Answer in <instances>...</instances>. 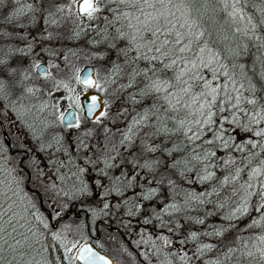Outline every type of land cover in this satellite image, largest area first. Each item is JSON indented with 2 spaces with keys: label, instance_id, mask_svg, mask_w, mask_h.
Masks as SVG:
<instances>
[{
  "label": "snow or ice",
  "instance_id": "6c2138e0",
  "mask_svg": "<svg viewBox=\"0 0 264 264\" xmlns=\"http://www.w3.org/2000/svg\"><path fill=\"white\" fill-rule=\"evenodd\" d=\"M15 2L18 3L19 0ZM79 2L80 0H73V4ZM212 2L213 0H83L79 11L90 20L100 19L98 14L104 11L101 7L104 5L112 14L110 21L107 16L103 17L104 21L108 25H120L111 39L127 42L126 47L119 49L127 71L125 72L120 64L114 63L110 75L104 78L105 83L116 84L113 77L118 78L124 73L127 82L120 83L117 91L127 92L128 98L134 103H139L137 95L155 96L163 101L159 106L153 103L152 108H145L143 115L138 119L133 118V125L147 126L146 122L150 116H154L159 122L158 125H152L156 133H167L173 131L166 124V121L171 119L176 123L175 131L183 132L189 142H194L201 140L205 127L211 131L212 126L218 124L220 131L215 133V138L222 141L225 148L234 145L238 152L244 153L247 150L243 164L244 168L248 169V180L240 185L243 191L239 204L226 219H238L237 213L240 216L246 215L250 207L249 199L255 196L259 200L256 211H261V216L259 220L253 219L246 227L260 228L264 227V158L257 160V157L264 154V127L253 128L252 125H264V0L251 3L255 16L246 11L249 0H217L222 5L219 10L225 13L223 23L216 19L217 9L209 7ZM2 3L4 0H0V4ZM27 7L31 10L32 6ZM71 7L72 5H68L70 10ZM63 10V7L57 8V11ZM8 19L11 21L12 15ZM52 22L55 23L54 20ZM224 25H228L227 29ZM105 37L107 38L106 31ZM250 46L255 51L251 52L252 60L249 65L243 58L250 55ZM111 47L116 48V44ZM130 51L134 54L129 55ZM139 61H146L149 66L140 68ZM3 63L5 61L0 60V64ZM157 64L160 65L159 68L156 67ZM34 67L41 69L38 63ZM167 70L172 71V77L161 79L160 73ZM11 71L15 72L16 69ZM85 71L86 76L81 78L80 70H76V83L84 85L85 89L105 90L98 80L92 79L94 70ZM41 74L46 79H54L46 69H41ZM138 77L141 78L139 84ZM53 87L57 90L63 88L70 93L75 91L63 80L54 83ZM133 88H137V91L128 92ZM26 91L34 94L38 89L28 87ZM6 97L4 81L0 80V99ZM68 99L79 100V97L69 96ZM98 99L97 96L90 97L88 113L97 108ZM43 107L47 105L42 106L41 110ZM182 111L185 116L179 120L175 115H165L168 112L179 114ZM106 115L105 111H101L96 117L97 121ZM58 119L66 127H80L78 115L70 110L67 115L59 112ZM221 121L230 122L251 135L241 143H235L232 137L224 138ZM131 131L129 128V132ZM189 133L191 135H188ZM125 139L130 140L131 136L125 135ZM203 143L211 144L213 140L208 139ZM145 147L148 151H156L155 147ZM252 149L258 151L253 152ZM215 155L214 152H205L203 156L198 153L193 156L194 160L201 163L205 173L197 176L198 180L207 181L213 178L214 173L209 171V165L204 161ZM175 163L178 165L186 161L178 160ZM224 164L236 165V160L229 157ZM244 168L237 165L231 180L225 176L222 183L238 180ZM254 181L256 183H253ZM250 189L252 191H249ZM15 195L16 192L11 186L0 181V264H51L36 247L39 244L37 232L22 211L18 210ZM197 222L204 223L203 220ZM44 226L47 227V224ZM231 227L234 225L230 223L229 228ZM227 230L214 228L212 232H206L204 235L223 237ZM54 235L59 239L58 233ZM189 238L196 240L198 234L193 232ZM239 240L235 247L227 246L215 259L207 261V264H264V234L250 235ZM249 240L255 242L249 246ZM165 243H168L166 239ZM72 247L75 248L76 245L73 244ZM216 247L217 245L212 243H202L196 251L204 255ZM5 251L9 253L10 259L5 258ZM78 252L76 259L84 260L86 264H113L111 259L96 252L88 244L81 245ZM188 259L186 252L179 256V260L185 264Z\"/></svg>",
  "mask_w": 264,
  "mask_h": 264
},
{
  "label": "rangeland",
  "instance_id": "374dc122",
  "mask_svg": "<svg viewBox=\"0 0 264 264\" xmlns=\"http://www.w3.org/2000/svg\"><path fill=\"white\" fill-rule=\"evenodd\" d=\"M25 2L21 5L19 2H15V0H4V3L0 4V26L6 24L9 27L13 26L16 28L17 22L20 21L25 25V30H27L17 40L13 39L12 34L9 36V41L13 42L16 48L12 47L14 45L11 42H7L4 38L0 37L2 39H0V60L5 61V63L0 64V80L4 81L5 92L7 93L6 98L0 99V116L6 124L7 131L12 139L11 141L23 145L21 148L27 150V158L35 165H38L34 169L35 173L30 181L31 186L37 189L38 187H42L44 203L56 215L63 214L70 204L74 206V204L68 202L69 200H77L78 198L77 205L86 212L85 218L89 216L90 222L95 218H101L111 224L116 222L113 225L118 228V225H122L123 229H119L124 233V236L126 235V239L132 240L135 244L133 247H137L136 249L142 248L145 245L146 255L150 259L155 260L154 256L157 252H152L146 241H149L148 237L152 239L156 235L159 237L157 231L162 224L167 223L169 226L167 227L168 230L170 227L183 229L184 231L182 232L186 236V239L191 240L189 238L190 234L196 232L201 225L194 227V225L189 224L188 213L185 210V201L184 203L182 202V196H180L181 199L179 201L181 202L178 205L171 204V198L165 189V184H160L157 179L151 178L150 172H147L151 166L147 164L146 160L137 165L140 172H136L134 169H126V171L135 173L138 180L145 181L149 189L146 188L144 192L154 190L148 196L144 194L143 200L139 201L138 205H141V213L137 217H134V222L132 217H128L126 208L120 204V196L109 186V175L112 172L120 174L121 170L118 168L124 167L122 160L129 153L130 155L133 153L132 150H127V142L129 140L125 139V135L131 134L136 127L132 121L133 118L138 119L136 109H141L137 104L135 105L128 99L127 92L116 90L120 83L127 82L124 73H121L118 78L113 77L116 79V84L107 85L105 83L104 78L110 75L114 63L120 64L125 72L127 71V66L123 62L124 57L119 52L120 48L127 46V42L111 39L115 35V29L120 26L119 23L113 25L114 32H108L107 38H104L101 34L99 36L101 41L93 39V42H89L87 34L88 36L93 32L98 34L100 30L96 27L97 23L101 25L104 21V16H107L109 20L112 19V14L107 11L104 5H101L104 11L98 14L100 19L93 21L88 19L85 14H78L77 3L73 4V0H25ZM28 5L32 6L31 10L28 9ZM68 5H72L71 10L68 8ZM59 7H63L64 10L57 11ZM21 9L23 11H20ZM72 14L77 16L81 21L80 23L83 26V29H81L83 32H80L81 36L76 35L79 32L74 30V28L77 29L79 21L74 20V27H72L70 22ZM10 15H12L11 21L8 19ZM53 20L55 23L52 22ZM70 28L73 31L72 35L77 36L74 40L68 36L70 35ZM86 31L87 33H85ZM0 35H3V33L0 32ZM112 44H116V48H112ZM20 49H23V51H20ZM41 61L46 63V70L52 77L58 74L60 67H70L74 71L80 70L84 64H92L96 80L105 89L103 91L97 90L104 97L105 106L103 111L107 115L101 117L99 121L95 119L92 123L87 122L84 120L85 116L78 104L79 107H75L80 123V127L78 128L66 127L59 122V119L58 122L52 119L51 113H46L44 116L40 114V118L37 119H29L27 116H24L22 113H25V109L19 107H25L28 104V100L19 103L18 101H13L11 98L14 92H19L17 88H19L20 75L24 73L18 71L17 67L21 66L23 69L32 70L38 74L34 65ZM11 69H16V71L12 72ZM38 75L40 76V81H44L46 85H54L57 82L55 78L46 79L42 74ZM37 85L34 82L30 83L24 91L28 87H38ZM83 90L84 87L81 85L75 91L77 94H74V92L65 93L63 91L52 93L55 99L58 98L59 112H62L66 106L73 105L69 103V96L79 97ZM36 108L37 104H34L32 106L34 112H36ZM129 128L132 129L131 132H129ZM233 128L236 130L237 126L233 124ZM90 130L95 132V135L91 138V143L87 148L77 151L75 149L76 142L80 141L79 138L85 137ZM235 133L238 137L242 134L251 135V133L241 130H236ZM253 138L256 139V137ZM1 142L0 133V145ZM60 142H64L66 147L77 152L75 159L77 166L75 168L61 165L63 158L59 155L63 153V150L59 154L54 153L57 143ZM107 149H110V154L115 155L117 164L110 165L107 160V152H105ZM5 160L6 167L12 171L14 166L11 158L5 156ZM113 168L115 170H112ZM139 173H142V177ZM24 180L20 179L22 183H24ZM156 184L158 187L155 186ZM128 193V190H125L124 195ZM173 205L175 207H172ZM180 211L183 212L182 217L179 213ZM78 217L74 216L71 220H66L58 225L59 232L57 233L67 239L66 250L68 252H71L74 256L78 245L83 240H90L97 247H102L103 249L100 248L101 250L111 255L114 264H129L128 255L130 251L122 245L115 232L104 230L101 227L98 230L91 227L89 230L87 227L88 223L87 225L83 224L85 222L83 217ZM190 220L194 223L192 219ZM178 221H181V225L183 226L178 225ZM137 226H143L144 229L148 230L147 233L154 232L147 236L137 235L135 233ZM97 231L99 236L95 238L94 235ZM177 233H179V230ZM260 234H264V231L262 230ZM88 236L90 237L89 239ZM211 242L212 240L210 239ZM254 242L252 240L248 241L249 246ZM171 243L172 246L175 245L176 249L173 251L174 257L172 256L171 258L173 264H185L184 261L179 260V256L186 252V250H189L186 253L192 259V263L188 260L187 264H207V261L212 260L206 253L198 258L199 253H197L196 249L200 244L205 243L203 238L194 244L196 246L186 243L184 246L186 248L183 250L182 248L180 249L176 239ZM73 244L76 245L75 248L72 247ZM170 263L164 259L161 264ZM71 264H77L76 260L74 259Z\"/></svg>",
  "mask_w": 264,
  "mask_h": 264
},
{
  "label": "trees",
  "instance_id": "16d2710c",
  "mask_svg": "<svg viewBox=\"0 0 264 264\" xmlns=\"http://www.w3.org/2000/svg\"><path fill=\"white\" fill-rule=\"evenodd\" d=\"M253 2H258V0H249V6L246 8V11L251 12L255 16V10L251 8V3ZM19 3L22 5L26 2L25 0H20ZM109 7H113V5H109ZM209 7L217 9L216 19L220 23H223L225 19V13L219 10L220 8H222V5L219 4L217 0H213ZM71 17L72 20H70V22L72 24V27H74V20L79 21L77 29L74 28V30L78 31L79 33L81 31L83 32V30H81L83 29V26L81 25V21L78 19V17L74 14H72ZM96 27L100 29L98 31V34H95V32L91 33L90 36H88L87 34V40H89V42H93V39L101 41V39H99V36H101L102 34L105 38V31L107 32V35L110 31L114 32V26L108 25L105 21H103L101 25L97 23ZM224 27L227 29L228 25H224ZM69 31L70 35L68 36L72 40L76 39L75 37L77 36L72 35L73 31L71 30V28ZM85 33H87V31ZM81 35L82 34L80 33L78 36ZM254 51L255 49H251L250 46V55L248 57L243 58L244 61L249 65L251 64L252 60L251 52ZM133 54V52H129V55ZM146 66H149L146 61L138 62V67L144 68ZM156 67L159 68L160 65L157 64ZM17 68L18 71H22L25 74L22 73L20 75V83L18 82L19 88H17L19 92H14L11 98L13 101H18L19 103H23L28 100L27 105L23 104L25 105V107H19L25 109V113L22 114L24 116H27L29 119H37L40 118V114L44 116L46 113H51L52 119L57 120L58 122L59 101L58 98H54L52 93H54L55 91H63L65 93L69 92L63 88L57 90L53 87V84H44V81H40V76L32 70L23 69L21 66H18ZM75 75L76 70L73 71L70 67H60V69L58 70V74L54 75V78L55 81L57 80V82L63 80L76 91L77 87L81 85L79 83H76L74 79ZM172 75L173 73L171 70H167L165 72L160 73L161 79H170ZM140 80L141 78L138 77V84ZM33 82L35 85L39 84L37 85L38 87H32L34 89H38V91H36L34 94H28L27 91H24V89L26 88V86L30 85V83ZM75 91L74 94H77V92L75 93ZM136 91L137 88H133L130 89L129 92ZM258 95L260 94L258 93ZM136 99L137 101H139V103H134L130 99L129 100L135 105L137 104L141 108L136 109V114L138 118L140 115L144 114L145 108H152L153 103H155L157 106L163 104V101L156 99L155 96L141 97L140 95H137ZM69 103L73 104L75 107L79 104L78 100L76 99H70ZM34 104H37L36 112H34L32 109V106ZM44 105H47V107H43V110H41L42 106ZM53 105H55L56 107H53ZM160 111L161 113H163V108H161ZM165 115H175L176 119L179 120L184 118L185 112L182 111L179 114L168 112ZM150 118L151 119H148V121L146 122L147 126L145 124L136 125L132 133L129 134L131 136V139L127 142V150H132L133 153L131 155L129 153L127 157L122 160L124 167L118 168L121 170L120 174H115L112 172L109 175V186L115 191V193L117 192L118 196H120V204L126 208L128 217H132L134 222V217H137L141 213V205H138L139 201L143 200L142 197L144 194L145 196H148V194L150 195V192L152 191L148 190V192H144L147 188L145 181L138 180L136 178L135 173H133L132 171H126V169H134L136 170V172H138L139 169L137 165L143 160H146L147 164H150L151 166V168H148L149 170L147 169L148 171H146L150 172L152 176L151 178L157 179L160 184H165V189L171 198V204L178 205V203L181 202L179 201V199H181L180 196H182V202L184 203L185 201L184 206L186 208L185 210L188 213L187 217L189 218V224L194 225V227L201 225V227L195 232L198 234V238L196 240H188L182 232L184 231L183 229L170 227V229L168 230L167 227L169 226L167 225V223L160 225V229L157 231L159 237H157V235L153 239L151 237H148L149 241H146L151 251L154 253L157 252L154 256L155 260L150 259V257L146 255L147 253L145 252V245H143L142 248L140 247L137 249L139 250V254L147 260L148 264H161L164 259L168 262H171L170 264H173L171 258L174 255L173 251H175L176 249L175 245L172 246L171 242L174 239H176L177 244L180 246V249L182 248V250L186 248L184 247L186 243H190L192 246L195 243L201 241V238L204 239L205 243H210L211 239V243L217 245V247L214 248L212 251H207L205 253L208 254V256H210L212 259H215L218 255H220L221 251L226 249L227 246L235 247L236 244L240 242L239 238H247L250 235H259L263 227L251 229L246 227L248 224L251 223L253 219H260L261 211H256V207L259 206L258 197H250V207L246 215L240 216L239 213H237V216L239 217L238 219L233 218L231 221L226 219V217H228L234 211L233 209L236 208L239 204V197L241 192L243 191L242 189H240V185L248 180V169L244 168L243 164L244 157L247 155V150L244 153L238 152L235 149L234 145L225 148L222 141L217 140L215 138V133L220 131L218 124H214L211 128V131H209V129L205 127L204 135L201 137V140L189 142L183 132L175 131L176 123L174 120L169 119L166 121L167 127L169 129H173L172 132L156 133L155 128L152 127V125H158L159 122L154 116H151ZM95 119L96 118H84L85 121L90 123L94 122ZM220 123L223 124L224 138L232 137L235 143L245 142L250 136H248L247 134H242L238 137L235 133L236 130H241L246 133L247 131L240 127H237V129L235 130L233 128V124L230 122L221 121ZM242 123H246V121H242ZM252 127L259 128L264 127V125H252ZM85 132H87V130H85ZM85 132L83 133L85 134ZM93 135H95V132H92V130H90V132H88L85 137L79 138L80 141L76 142L77 144L75 149L77 151H80L87 148L91 143V138ZM188 135H191V133H189ZM208 139H212L213 143H203V141H206ZM146 145L155 147L156 151H148L145 147ZM12 146L21 148L23 145L16 144L12 141ZM61 150H63V153H61ZM252 151H258V149H252ZM105 152H107V160L110 165L112 166L117 164L115 161L116 157H114L115 155L109 153L110 149H107ZM205 152L216 153L215 156L210 157L208 160L204 161L205 164L209 165V171L213 172L214 176L211 180L202 181L198 180L197 176H202L205 174L203 171V167L200 162L193 159V156L197 153L203 156ZM22 153L23 152H21L20 150H17L13 153L8 152L6 150H0V181H3L5 185H9L15 190L16 195L14 199L16 201V204L19 206L18 210L22 211V214L27 217V220L30 222V225L37 232L39 244H37L36 247L38 248V250L44 255V257H46L47 260L51 262V264H71L72 261H74V256L71 252H68L66 250V245L68 243L67 239L60 235L59 239H57L54 233L59 232L58 225L60 223L66 220H71L72 218H74V216H78L74 215V212H71L66 218L58 221L56 227L51 226V221L48 219L44 211L41 210V208L39 207L36 194L26 189L24 183L20 181V179L24 180L27 176L26 171L21 166V162L29 169L31 173L30 181L32 179L33 174L35 173L34 169L36 168V166H38L31 162L27 157L20 161V156ZM54 153H61V155L59 156L63 158V162L61 164L62 166H66L69 168H75L77 166L75 160L77 152H74L68 147H66V144L64 142L57 143L56 150H54ZM5 156L11 158L13 162L14 169L12 171H10V169L6 167ZM229 157L235 158L236 165L224 164V161L228 160ZM261 158H264V154H262V157H257V160ZM178 160L186 161V163L176 165L175 162ZM253 163L255 164L256 161H254ZM237 165H239L241 168H244V170L240 173L238 180L227 184L222 183L225 176H228L231 180V177L235 175L234 169ZM112 170H115V168H113ZM139 174L142 177V173ZM155 186H157V184ZM258 189L259 184L257 183L256 190ZM38 190H40L43 195L42 187H38ZM125 190H128L129 192L126 195H124ZM249 191H252V189H250ZM192 197H198V199H192ZM201 200L203 201L202 203L200 202ZM75 201L77 203L78 198ZM68 202L74 204V199H71ZM179 213L182 217L183 212L180 211ZM57 216L59 215H56L52 212V219ZM37 217H39L40 219H37ZM80 217H83V220L85 221L83 222V224L87 225L88 223L87 227L89 228V230L91 229V227H93L92 229H94V224L97 220L96 218L93 219V221L91 220L90 222L89 216L85 218V214H81ZM190 219H192L194 223H192ZM199 220H203L204 223H198L197 221ZM230 223L234 225V227L229 228ZM45 224H47V227L44 226ZM178 225H181V221H178ZM118 226L119 228L123 229L122 225ZM98 227L99 229L101 227L104 230L115 232L122 245L130 251V254L128 255L129 264H138V257L133 248L131 247L133 245L135 246L132 240L130 241L129 245L126 243L125 239L120 235L119 231L115 229H106L100 224ZM194 227L192 226V228ZM214 228H225L228 230L225 232L223 237H216L215 235H204V233L206 232H212ZM178 230L179 233H177ZM9 231H11V229H9ZM147 232L148 230L144 229L143 226H137V231L135 233L137 235L140 234L147 236L153 233L154 231H152L151 233ZM89 238L90 237L88 236V239ZM165 239L168 241V243H165ZM100 248L103 249L102 247ZM191 249L194 250V248ZM202 256L203 255L199 254L198 258ZM5 258H11L7 251H5Z\"/></svg>",
  "mask_w": 264,
  "mask_h": 264
},
{
  "label": "water",
  "instance_id": "95a60500",
  "mask_svg": "<svg viewBox=\"0 0 264 264\" xmlns=\"http://www.w3.org/2000/svg\"><path fill=\"white\" fill-rule=\"evenodd\" d=\"M82 2H83V0H80V2L77 3V12L80 15H83V13H80V11H79V9H80V3H82ZM38 64L41 65V69H46V67H47L46 63L43 62V61L39 62ZM41 69H37L36 68V72L38 74H41ZM86 69L87 70H94V66L92 64H90V63L84 64L80 68V72H79V75L81 76V78H84L86 76V71H85ZM92 79H96L95 70H94V75L92 76ZM80 85H82V84H80ZM82 86L84 87V90L79 95V100H78L79 106H80V108H81V110H82V112H83V114H84V116L86 118H88V119L96 118L97 115H99V113L101 111H103V109H104V106H105L104 97H103L102 93L99 92L96 88H88V89H85V86L84 85H82ZM91 96H97L99 98L98 101H97V105L98 106H97L96 109H94V111L92 113H88L87 106L91 102V100H90V97ZM70 106H71V108H70ZM69 110L77 115V109L73 105L66 106L65 109L62 112H64L67 115V113H68ZM0 126H1L2 136H3L6 144L8 146H11L10 137L7 134L6 129H5V126H4V124H3V122L1 120H0ZM15 150L16 149H11V147H10V151L13 152ZM27 155H28V153L27 152H24L21 155V157H20V161H22L24 158H26ZM21 166L26 171V174H27V176H26V178L24 180V186H25V188L28 189L29 191H31V192H33V193L36 194L37 199H38L39 207L41 208V210L44 211V213L46 214V216L48 217V219L51 221V226L52 227H56L58 221H60L61 219L66 218L71 212L76 211L77 214L80 213V209H77L76 210L75 206L70 205L63 214H61V215L55 217L54 219H52V211L45 205L42 193L37 188L32 187L30 185L31 173H30L29 169L22 162H21ZM99 222L101 223V225L103 227H106V228H113V227L115 228L116 227L115 225H113L111 223H108V222H106V221H104L102 219H99ZM121 234H122V236H124V233L122 231H121ZM98 236H99V233L97 231L96 234L94 235V237L97 238ZM83 244L90 245L96 252H98L101 255H104V256L108 257L109 259H111L113 261V264H114V260L111 257V255H109L107 252L101 250L99 247H97L95 245L94 242H92L90 240H83L78 245L77 249L75 250L74 259L76 260L77 263H79V264H86V261L80 260V259H76V257L79 255L78 249Z\"/></svg>",
  "mask_w": 264,
  "mask_h": 264
},
{
  "label": "flooded vegetation",
  "instance_id": "af4514ba",
  "mask_svg": "<svg viewBox=\"0 0 264 264\" xmlns=\"http://www.w3.org/2000/svg\"><path fill=\"white\" fill-rule=\"evenodd\" d=\"M15 22V21H14ZM17 22V21H16ZM17 27L16 28H14L13 26L12 27H9V26H7L6 24H3L2 26H0V32H2L3 33V35H0V37H2V38H4L5 39V41H7V42H11V41H9L10 39H9V36H11V34H12V36H13V39H15V40H17L19 37H21L27 30H25L26 29V27H25V25L23 24V23H21L20 21L19 22H17ZM20 27V28H19ZM1 39V38H0ZM2 40V39H1ZM13 45H14V43L13 42H11ZM12 47H14V48H16V46L14 45V46H12ZM18 50V49H17ZM0 120L3 122V124H4V126H5V129H6V132H7V134L9 135V133H8V131H7V127H6V124H5V122H4V120L1 118V116H0ZM0 133H1V139H2V142H1V145H0V149L1 150H6V151H8V152H11V153H13V152H15V151H17V150H20L21 152H27V150L26 149H24V148H18V147H13L12 146V139H11V137H10V135H9V137H10V141H11V146H8L7 144H6V142H5V140H4V138H3V136H2V131H1V126H0ZM10 147H11V149H16L15 151H10ZM71 205V204H70ZM69 205V206H70ZM74 206H75V208H76V210L77 209H80V213H78L77 214V212L76 211H74V214L76 215V216H81V214H86V212L83 210V209H81L80 207H78V205H77V203H76V201L74 200ZM99 219H101V218H97V220H96V222H95V224H94V228L96 229V230H98V226H99V224L101 225V223L99 222ZM104 228H106V227H104ZM106 229H115V230H117V231H119V233H120V235L122 236V234H121V229H119L117 226L114 228H106ZM263 231H264V227H263V229H262ZM91 235V234H90ZM124 239H125V241H126V243L127 244H129L130 245V241L128 240V239H126V237L125 236H122ZM129 241V242H128ZM132 248H133V250L135 251V253H136V255H137V257H138V264H148V262H147V260L146 259H144L140 254H139V251L136 249V248H134L133 246H131ZM188 251L189 250H186V252L188 253ZM188 258H189V256H188ZM188 260H190V262H191V258H189ZM192 263V262H191Z\"/></svg>",
  "mask_w": 264,
  "mask_h": 264
}]
</instances>
